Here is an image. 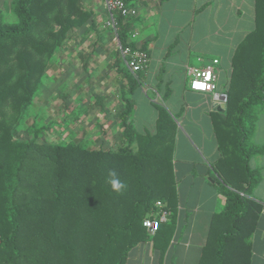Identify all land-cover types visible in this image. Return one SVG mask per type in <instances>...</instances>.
<instances>
[{"label":"trees","instance_id":"obj_1","mask_svg":"<svg viewBox=\"0 0 264 264\" xmlns=\"http://www.w3.org/2000/svg\"><path fill=\"white\" fill-rule=\"evenodd\" d=\"M9 12L10 21L0 11V264H125L129 251L149 238L142 220L157 213V201L171 214L151 240L165 250L177 206L174 117L155 105L153 131L135 130L128 95L137 82L126 67L114 146L50 139L53 123L38 121L34 100L57 50L70 33L93 23V12L82 0H11ZM115 20L121 47L135 50L133 18ZM225 94V110L210 115L223 207L211 218L197 264H250L249 238L262 209L249 198L259 180L249 159L264 152L251 141L264 109V0H254V28L234 49ZM78 116L67 113L61 123ZM114 179L123 185L119 190Z\"/></svg>","mask_w":264,"mask_h":264},{"label":"crops","instance_id":"obj_2","mask_svg":"<svg viewBox=\"0 0 264 264\" xmlns=\"http://www.w3.org/2000/svg\"><path fill=\"white\" fill-rule=\"evenodd\" d=\"M10 2L0 0V11L9 12ZM82 2L93 12V23L74 30L57 50L34 100L33 112L39 122L57 125L53 133L57 140L68 138L91 148L94 144L110 148L122 131L117 112L122 107V90L128 87L121 71L126 66L116 56L115 46L109 45L112 31L106 29L100 17L101 13L107 17L101 1ZM130 4L138 9L131 28L137 36L131 40L136 48L146 45L149 60L139 71L140 76L130 71L137 86L128 95L133 103L129 119L133 124L140 117L153 131L158 105L174 114L180 128L175 132L174 144L179 154L174 168L177 206L173 236L165 250H160L149 234L129 251L125 264H197L211 218L223 207L215 182L218 178L212 169L220 153L210 115L217 111L215 102L219 105V97L225 93L235 47L254 28V0H131ZM88 31L94 33L91 44L79 45L84 40L82 32ZM212 59L218 60L215 91L190 90L187 67H202ZM76 67L79 73L74 72ZM48 83L59 90L75 83L78 86L71 94L60 90L52 96ZM138 108L145 114L139 116ZM67 113L79 116L61 123ZM251 141L264 145V109L255 122ZM249 167L259 173L249 198L262 206L249 238L250 264H264V152L250 157Z\"/></svg>","mask_w":264,"mask_h":264},{"label":"built area","instance_id":"obj_3","mask_svg":"<svg viewBox=\"0 0 264 264\" xmlns=\"http://www.w3.org/2000/svg\"><path fill=\"white\" fill-rule=\"evenodd\" d=\"M104 9L106 10L105 25L111 29L112 40L115 48L119 50V54L125 66L132 72L136 73L142 71L148 63L149 56L146 51L140 48L131 50L129 48H122L117 36L116 17L131 18L137 15L138 9L132 5H128L125 0H100ZM137 36V32L131 30V37ZM217 59H212L210 63L202 67H187L188 88L195 92L213 93L216 89L217 83ZM199 85V87H198ZM159 208L156 214L151 213L142 220V226L148 234L154 235L161 222L167 221L170 216V211L164 208L160 201L156 202Z\"/></svg>","mask_w":264,"mask_h":264},{"label":"rangeland","instance_id":"obj_4","mask_svg":"<svg viewBox=\"0 0 264 264\" xmlns=\"http://www.w3.org/2000/svg\"><path fill=\"white\" fill-rule=\"evenodd\" d=\"M199 5V4H198ZM6 6V5H5ZM102 8V7H101ZM97 9V8H96ZM103 9V8H102ZM97 12V11H96ZM3 13V15H4V17L8 20V21H10V20H12V19H14V17L10 14V12H8L7 10H5V11H3L2 12ZM100 17H102L103 18V20H105L106 21V19H105V15L104 14H100ZM90 23V21H88L86 24H85V26L87 25V24H89ZM101 25V24H100ZM103 25L104 26H106L105 25V22H103ZM196 25V24H195ZM84 26V27H85ZM196 27V26H195ZM107 28H109L108 26H106V29ZM98 29H99V26H98ZM82 30V29H81ZM110 32H111V30H110ZM110 34V43H109V45L110 46H114L113 45V40H112V34L111 33H109ZM82 35L84 36V40L83 41H79V45H81V46H85V45H89V44H91V41H92V39L94 38V33L92 32V31H88L87 33H85V32H82ZM77 42V41H76ZM75 42V43H76ZM119 58H120V60H122V58H121V56L119 55ZM52 63H53V61H52ZM48 69H49V67H48ZM48 69L46 70V72H45V75H46V73H47V71H48ZM79 68L78 67H76L75 68V71L74 72H76V73H79ZM45 75H44V77H45ZM189 78V77H188ZM45 79V78H44ZM49 84V83H48ZM50 88L48 89V90H50L51 91V95L53 96V95H55V93H56V91H60V90H62L61 92H64V93H66V94H71L72 93V91H73V87H76V86H78V84L77 83H75L74 84V86H67V87H64V88H60V90H59V88H58V86L57 85H54L53 83H50L49 85H48ZM225 87H226V85H225ZM224 87V88H225ZM55 89V90H54ZM140 108V107H139ZM139 108L137 109V113L139 112ZM33 110V109H32ZM143 110V109H142ZM90 113H92V114H94L93 113V111H91L90 110ZM136 113V112H135ZM145 113L143 112V111H141V112H139V116H142V115H144ZM172 117H173V115L174 114H170ZM89 118V117H88ZM94 118V116H91L90 117V119H93ZM140 117H138V119L136 120L135 119V121L133 122V127L136 129V130H138V131H141L143 128H146V129H149L148 127H146V126H149V125H146L147 123L144 121V120H140L139 119ZM142 118V117H141ZM174 120V123H175V128H174V132L172 133V136H173V140H174V143H173V149H172V152H171V164H170V166H171V169H172V172H173V180H174V182H175V175H174V168H175V163L178 161V154L179 153H177L176 154V151H175V132H176V130L178 129V128H180V124H179V120H176L175 118L173 119ZM139 121V122H138ZM175 121H177V123L175 122ZM31 121H30V119H28V120H26L25 122H24V126H26V125H28L29 123H30ZM88 122H89V120H88ZM63 127V126H62ZM57 128V125L55 124V125H52V127H51V131L54 133L55 132V129ZM143 131V130H142ZM53 133L51 134V136H50V139H55V136L53 135ZM68 140V138L66 139V140H61V141H63V142H66ZM60 141V140H59ZM94 146V148H98L99 147V144H94L93 145ZM102 148H104V146L102 147ZM175 185H176V183H175Z\"/></svg>","mask_w":264,"mask_h":264},{"label":"water","instance_id":"obj_5","mask_svg":"<svg viewBox=\"0 0 264 264\" xmlns=\"http://www.w3.org/2000/svg\"><path fill=\"white\" fill-rule=\"evenodd\" d=\"M226 100H227V95L225 93L221 94L220 97H219V105L218 104V101L215 102V106L217 108V111H224L225 108H226Z\"/></svg>","mask_w":264,"mask_h":264},{"label":"clouds","instance_id":"obj_6","mask_svg":"<svg viewBox=\"0 0 264 264\" xmlns=\"http://www.w3.org/2000/svg\"><path fill=\"white\" fill-rule=\"evenodd\" d=\"M198 87H199V85H198ZM111 175H115V173H111ZM111 183H112L113 188L116 190H119L120 188L123 187V185L118 180L114 179L111 181Z\"/></svg>","mask_w":264,"mask_h":264}]
</instances>
